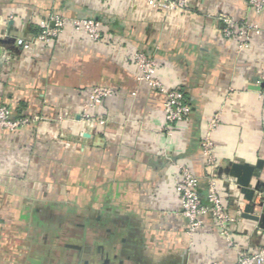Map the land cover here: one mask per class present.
<instances>
[{"label": "crops", "instance_id": "0c3cea01", "mask_svg": "<svg viewBox=\"0 0 264 264\" xmlns=\"http://www.w3.org/2000/svg\"><path fill=\"white\" fill-rule=\"evenodd\" d=\"M184 1V11H162L145 0H0V53L10 57L0 63V106L13 120L39 118L0 132V264H233L237 251L264 246V83L256 84L264 9L255 13L244 0ZM49 14L97 20L104 39L92 43L66 29L29 52L14 44L32 40ZM221 14L259 33L239 49L221 35ZM135 52L155 60L166 88L184 92L187 122L165 123L164 97L138 80ZM95 86L115 91L92 111L102 126L81 119ZM217 112L218 190L234 218L236 249L210 218L190 240L175 192L183 165L205 198L200 140ZM260 161L250 186L258 185L254 203L263 201L253 212L259 221L237 218L234 201L247 202L224 182V170ZM74 208L82 209L79 232L52 229L73 222Z\"/></svg>", "mask_w": 264, "mask_h": 264}, {"label": "built area", "instance_id": "2783aa9c", "mask_svg": "<svg viewBox=\"0 0 264 264\" xmlns=\"http://www.w3.org/2000/svg\"><path fill=\"white\" fill-rule=\"evenodd\" d=\"M246 5L255 13L264 9V0H244ZM151 8L162 11H184L186 3L184 0H145ZM221 22V35L227 40L237 43L239 49L248 46L253 35L259 33L258 27L247 21H239L229 15L218 16ZM70 29L71 32L82 39L92 43H98L104 39L100 23L93 19H68L57 14H49L38 25V33L32 40L17 38L14 44L24 52H29L34 43L51 45L62 33ZM0 31V39H2ZM7 52L0 53V63L9 59ZM132 62L138 69V80L145 83L164 97L163 115L167 125H178L189 120L191 107L186 101L184 92L180 89H168L157 78V64L155 60L142 52L132 55ZM264 83V71L256 79L257 85ZM115 95V91L108 87H91L87 92L82 104V121L89 124L104 125V120L94 118L92 111L104 100ZM264 107V91L258 94ZM39 118H22L13 120L8 108L0 106V132L4 130L15 131L19 127L38 121ZM220 121V113H214L204 130L200 140V149L204 156V168L206 171V195L202 198L199 193L200 181L187 167L178 165L179 179L175 185V192L180 202L181 215L187 223L186 233L192 240L198 230L202 227L205 218H210L220 234L223 236L227 247L236 249L237 243L233 239L229 226L234 222L225 209L221 199L217 175L218 161L214 155V144L211 139ZM229 186L236 187L234 180L228 176L223 179ZM236 217L240 218L246 204L240 200L234 201ZM233 264H264V246L258 247L254 252L247 253L237 251Z\"/></svg>", "mask_w": 264, "mask_h": 264}, {"label": "water", "instance_id": "95a60500", "mask_svg": "<svg viewBox=\"0 0 264 264\" xmlns=\"http://www.w3.org/2000/svg\"><path fill=\"white\" fill-rule=\"evenodd\" d=\"M0 42L4 43L5 41ZM261 168L262 163L260 161L258 162L256 167H252L248 164L234 163L231 164L229 168L224 170L225 175L234 180L236 187H238L240 193L244 196V199L247 202L244 208V212L240 216L242 219H247L255 222L259 221V218L253 215V212L256 207L263 206V201L259 202L258 204L254 203L255 194L259 191L258 185H256L254 188H250V186L252 178L256 177L255 170H260Z\"/></svg>", "mask_w": 264, "mask_h": 264}, {"label": "rangeland", "instance_id": "374dc122", "mask_svg": "<svg viewBox=\"0 0 264 264\" xmlns=\"http://www.w3.org/2000/svg\"><path fill=\"white\" fill-rule=\"evenodd\" d=\"M67 210H68L67 208L60 207V208H58L57 213H58L59 216L60 215H65ZM73 210L75 211V212H73V219H72L73 222L67 223V224L66 223L58 224L57 226L56 225H52V229H54V228L57 229L58 228L57 231H59V232H65V231H68V232L69 231H71V232H79L80 231V224L78 222H79L80 218H76V216L80 215L82 209L81 208H74ZM45 230L47 231L48 228L45 229Z\"/></svg>", "mask_w": 264, "mask_h": 264}, {"label": "trees", "instance_id": "16d2710c", "mask_svg": "<svg viewBox=\"0 0 264 264\" xmlns=\"http://www.w3.org/2000/svg\"><path fill=\"white\" fill-rule=\"evenodd\" d=\"M38 33V30L35 32V34L34 35H36Z\"/></svg>", "mask_w": 264, "mask_h": 264}]
</instances>
